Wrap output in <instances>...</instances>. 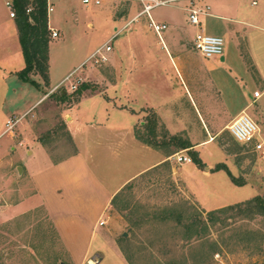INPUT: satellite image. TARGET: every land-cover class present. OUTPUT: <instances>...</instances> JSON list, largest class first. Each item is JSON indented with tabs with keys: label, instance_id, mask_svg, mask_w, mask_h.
<instances>
[{
	"label": "rangeland",
	"instance_id": "1",
	"mask_svg": "<svg viewBox=\"0 0 264 264\" xmlns=\"http://www.w3.org/2000/svg\"><path fill=\"white\" fill-rule=\"evenodd\" d=\"M6 1L11 0H0L1 19L8 17L10 12ZM231 1L235 0H192V3L199 6L208 3L215 6L217 3L229 4ZM50 2L52 4L48 6L54 7L53 11H48L51 20L62 25L60 35L51 45L54 60L53 80L65 76L79 62L86 59L71 72L69 79L49 93L47 99L36 112L34 111L35 116H32L33 112L24 118L28 122L25 123L36 130L35 135H39L52 160L61 159L75 150L61 115L76 102V88L82 82L87 83L88 88L83 90L81 95L101 97L95 99L94 103L89 100L81 107L87 119L92 121V125L84 126V134L87 133L91 145L90 155L85 159L96 179L107 184L108 190H113L115 184L154 159V156L133 152V149L126 147L128 141L120 146L116 137H113L117 134L116 130L112 129L118 127L120 119L124 120L125 127L127 124L129 129L132 127L131 130L128 129L130 132L135 128L133 120L136 121L139 114L146 120L151 111L141 106L147 103L158 106L169 129L179 131L176 135L181 139L190 138L196 141L208 138L206 133L210 132L211 128L220 126L217 121L224 119L225 112L216 98L206 70L203 68L200 72V79L203 80L202 90L199 85L197 89V85L185 81V77L180 75L174 63L167 57L162 40L148 25L147 16H138L142 8L140 0H101L98 5L94 2L83 3L82 0ZM187 4L189 0L159 6L152 10V15L156 21L164 20L172 12L181 15L178 7ZM63 5H66L70 12L63 13ZM132 18L136 21L124 26ZM141 22L144 23V32H141L144 54L136 50L135 36H129ZM168 31L162 33L164 40ZM50 32L51 30V39ZM112 35L114 37H111ZM128 36L130 40L127 39ZM110 39L112 49L106 52L105 62L96 64L94 59L87 60L93 51ZM87 70L89 72L85 75ZM123 79L127 81V91L121 96L117 86H121ZM72 85H76V88H72ZM34 89L29 85L28 91L21 96L20 105L33 97ZM122 102L128 105L130 110H138L139 114L132 115L130 111L115 109L114 104ZM8 109L5 104L1 112L6 113ZM106 116L110 121L102 124ZM157 127L161 134L158 139L166 140L169 134L165 133V125L158 122ZM134 130L144 131V125H138V129ZM12 143L15 144V140L9 133L0 135V264H76L43 206L18 214L11 211V204L19 198L16 191L20 188V183L26 181V175L22 176L18 170L21 162L25 161L23 150L20 147L12 150ZM167 148L178 150L179 146L171 142L167 144ZM204 148L210 150L204 157L205 161L214 166L217 162L225 163L234 175L236 183L245 184L234 183L223 169L215 171L209 177L199 169L195 174H186L187 184L179 181L182 188L180 192L173 187L169 168L165 165L137 177L111 203L112 206H117L116 211L127 219L123 231L130 240L128 255L134 264H158L168 261L176 264L180 261H186L185 264H264V214L261 213L250 215L245 212L232 216L226 227H220L219 223L208 224V233L201 239L194 235L188 237L183 229H176L177 233L172 235L171 243L163 251L158 250V247H155V251L142 250V245L138 246L137 239L142 242L148 239L147 234L151 231L154 233L158 228L166 229L164 227L171 229L174 225L173 221L162 225L153 219L146 220L149 215L157 214L161 209L180 206L178 199L191 196L190 191L199 199H204L205 204H211L210 206L244 202L256 195L264 198V154L253 151L251 144L241 145L235 142L225 127L216 133ZM185 153H188V150H185ZM46 162L48 161L44 159L43 163ZM193 166L194 164L187 163L185 167ZM189 212L193 210L189 208ZM139 218L141 220L134 227V222L131 221ZM100 228L101 226L95 230L97 236L92 237L88 256L93 257V250L100 245ZM251 231L252 234L254 231L259 233H247ZM135 233L140 235L136 237ZM117 238L120 240L121 236L118 235ZM102 240L108 248L105 245V259L100 264H119L117 253L112 249L116 241L108 236H103ZM212 247L217 249L215 253ZM93 262L92 258L82 264Z\"/></svg>",
	"mask_w": 264,
	"mask_h": 264
},
{
	"label": "crops",
	"instance_id": "2",
	"mask_svg": "<svg viewBox=\"0 0 264 264\" xmlns=\"http://www.w3.org/2000/svg\"><path fill=\"white\" fill-rule=\"evenodd\" d=\"M47 1L48 4H52L50 0ZM231 2L229 4L217 3L215 6L208 3L200 5H208L209 9L207 13L199 15V27L193 26L188 22L187 12L182 8L183 6L178 7L181 10V15L172 12L164 20H158L167 25L163 30L165 32L169 30L168 33H165V40L162 38L163 31L158 37L163 42L167 57L174 63L180 75L183 78L185 77V81L189 82V84L197 85V89L199 85L200 90H202L203 80L200 79V72L204 68L216 98L225 112L224 119L217 121L220 126L215 129L211 128L210 132L206 133L209 135L208 138L193 141L187 135L189 138L187 140L192 145V149L198 153L205 166L199 168L194 162H178L176 160L178 155L188 156V153H185L186 148L179 147L178 150H170L167 148L168 143L152 146L139 140L135 135L134 129H138V125L143 126L146 120L142 119L143 115L139 114L138 110L132 108L130 110V107L123 102L117 103L114 104L115 109L130 111L132 115L136 113L140 116H137L136 121L133 120L135 128L132 132L129 131L132 127L129 129L128 124L125 127L123 125L124 120L120 119L117 123L118 127L116 126L115 129H112L113 131L116 130L117 134L113 135V137H116L120 146L128 141L126 147L133 149V152H142L154 156V159L115 184L113 190H108L107 184L105 185L104 182L102 183L99 179V181L96 179L85 159L87 155H90L89 148H91V145L88 141L87 133L84 134L86 129L84 126L92 125V121L87 119L86 113L81 110V107L89 100L94 103L95 99L101 98L99 95H81L79 100L69 106L64 115H61L64 128L74 144L75 150L73 153L58 160L50 158L51 154L47 151L42 140H40L39 135H35L36 130L34 131L32 126L27 125L28 122L24 119L29 113L36 112L39 106L47 99L49 93L58 88L65 77L75 71L86 59L79 62L65 76L53 80L54 60L51 45L53 40L60 35L62 25L58 24L57 21L53 23L48 13V27L51 31L56 30L58 35L51 37L49 41L48 86L45 87L43 85V80L38 74H32L31 76L40 84L39 88H37L31 83L21 80L17 75L18 71L24 67L25 61L14 18L10 15L4 19L0 18V135L9 133L15 140V144H11L12 150H16L17 147L23 150L25 161L21 162L22 165L18 166V170L22 176L26 175V181L20 183V188L16 191L19 198L11 204L10 209L18 214L43 206L56 227L64 246L72 253L76 264L85 263L87 259L92 258L94 259L92 264H100L105 259L103 249L105 250V245L107 248L108 246L105 242L103 243V236H108L114 242L116 241L115 247H112V249L117 253L119 264H131L123 252V249L127 252L130 250V240L127 237V233L123 231L125 224H127L125 221L127 219L126 217L124 219L117 212V207L115 208L111 203L112 199L117 197L137 177L161 165H165L169 168L173 187L180 192L182 188L179 186V181L187 184L185 179L186 174L189 172L195 174L196 171L201 169L203 174L209 177L215 171H211L214 165L205 161L204 157L208 155V152L210 153V150L204 147L222 128L225 127L228 130V124L241 113H246L256 122L259 134L264 139V3L263 0L260 2L258 0H235ZM62 8L63 13L70 12L66 5H63ZM53 10L54 7L52 5L51 11ZM144 15L146 14H142V16ZM151 16L154 19L152 11ZM131 21L135 22L136 20L132 18L124 26ZM143 26L144 23L141 22V25H137L129 36H135L136 50L144 54L145 47L144 44L141 45L143 40L141 32H144ZM197 29H201L208 34L220 35L224 38L226 44L221 56L205 58L193 49L192 41ZM129 36L128 40H130ZM225 37L227 40H225ZM88 72L89 70L85 72V75ZM126 83L127 81L123 79L121 86H117L121 96L127 91L125 89ZM29 85L35 88V91H32L33 97L28 102L20 105L21 96L28 91ZM254 91H259L258 97H253L252 93ZM5 104L8 105L9 109L6 113H3L1 108H4ZM141 107L147 108L156 114L158 122L165 125L167 130L165 133L167 135L171 136L179 133V131L174 132L169 129L158 106L147 103ZM35 112L32 116H35ZM16 114L19 115L17 116ZM11 118H16L17 121L10 129H7L6 122ZM109 121V117L106 116L102 124H107ZM157 134H160L158 127ZM184 137L187 138L186 135ZM130 140L132 141L131 144L129 143ZM44 159L48 162L43 163ZM187 163L194 164V166L185 167ZM187 187L190 190L188 185ZM190 193L192 194L191 196H184L178 199V202H181L180 206H175L172 209H161L159 213L149 215L146 220L151 219L152 221L153 219V221L162 223V225L173 221L174 225L171 229L170 227H164L166 229L158 228L154 233L148 229L147 231L150 232L147 234L148 239H144L142 242L137 239L138 246L142 245V250L155 251V247H158L160 251L166 250V247L171 243L172 235L177 233L176 229L180 231L183 229V232H185L183 224L177 223V217L179 220L186 222L189 216H193L197 210L202 213V216H205L209 211L230 205L210 206L211 204L204 203V199L201 200L196 194L193 195L192 191ZM188 206L193 212H189ZM140 220V218L138 220L134 219L131 222H134L133 225L135 227ZM99 226H101L99 234L101 236L99 238V240L101 239L100 245L93 250L95 252L93 257H91L87 253L92 244L93 235L97 236V231L95 232V230ZM118 235L121 236L120 240L117 238ZM134 235L138 237L140 233H135ZM214 250L217 251V249L212 247V251ZM158 264L168 263L161 262Z\"/></svg>",
	"mask_w": 264,
	"mask_h": 264
},
{
	"label": "trees",
	"instance_id": "3",
	"mask_svg": "<svg viewBox=\"0 0 264 264\" xmlns=\"http://www.w3.org/2000/svg\"><path fill=\"white\" fill-rule=\"evenodd\" d=\"M12 8L14 10V21L18 30L19 43L22 49L25 65L18 71V77L26 82L33 84L39 88L40 84L31 76L38 74L45 87L49 84V27H48V1L47 0H11ZM88 88V84L82 82L77 88L76 101L79 100L82 91ZM50 95V94H49ZM151 111V110H150ZM158 118L156 114L151 111L146 118L144 124V131L135 130L136 137L142 142L158 146L162 143L175 142L180 148H186L191 157V160L199 167L203 168L205 164L199 158L198 153L192 149V145L187 139L180 138L177 135H171L166 140H159L157 134ZM223 169L227 172L230 179L236 183L234 175L227 168L225 163H217L211 171ZM242 184V183H236ZM127 185L126 187H128ZM116 197L112 199L114 202ZM117 207V206H115ZM122 210V209H121ZM249 213L254 215L257 213L264 214V198L259 195L252 197L244 202L230 204L221 208L209 211L205 216L197 210L193 216H189L186 222L179 220L177 223L183 224L185 232L188 237L192 235L201 239L208 231V224L219 223L220 227L228 226V220L232 216L241 215L242 213ZM247 232L250 235H256L254 231ZM208 233V232H207ZM259 233V232H258ZM123 252L132 264L128 252L123 249ZM216 252L215 250L213 251ZM186 261H180L178 264H185ZM168 264H176L173 261H168Z\"/></svg>",
	"mask_w": 264,
	"mask_h": 264
},
{
	"label": "built area",
	"instance_id": "4",
	"mask_svg": "<svg viewBox=\"0 0 264 264\" xmlns=\"http://www.w3.org/2000/svg\"><path fill=\"white\" fill-rule=\"evenodd\" d=\"M142 3V8L138 12V16L146 14L149 19V26L155 31L157 35H161L162 31L167 27L163 22L156 21L151 16V11L159 6L167 5L172 2L182 1V0H140ZM83 3L94 2V4H101V0H82ZM255 3V2H254ZM6 4L10 7L9 15L14 17V10L12 8V1H6ZM187 12V20L193 26L199 27L200 19L199 15L207 13L209 6H199L193 4L192 0H189V4L183 5L182 7ZM52 7L48 6V11H51ZM120 31V30H119ZM58 32L56 30L51 31V37H56ZM114 37V36H113ZM110 41H107L101 47L97 48L89 57V59H94V63L99 64L107 60V53L111 50ZM192 46L195 51L200 53L205 58H215L219 57L224 52V38L220 35L208 34L203 32L201 29H197L194 33ZM72 73H69L65 79H69ZM72 88H76V85H72ZM253 97L259 96V91H254ZM16 118L8 119L6 122L7 129H10L15 122ZM228 130L232 138L243 145H252L254 151L261 154L264 153V139L259 134V128L256 122L246 113H241L235 117L229 124ZM178 162H191V157L186 155H178L176 157Z\"/></svg>",
	"mask_w": 264,
	"mask_h": 264
}]
</instances>
